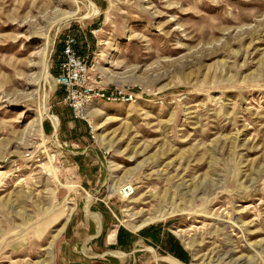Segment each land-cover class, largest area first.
<instances>
[{
	"label": "rangeland",
	"instance_id": "1",
	"mask_svg": "<svg viewBox=\"0 0 264 264\" xmlns=\"http://www.w3.org/2000/svg\"><path fill=\"white\" fill-rule=\"evenodd\" d=\"M66 35L93 89L77 115ZM84 215L116 261L126 234L134 264H264V0H0V264H71Z\"/></svg>",
	"mask_w": 264,
	"mask_h": 264
},
{
	"label": "crops",
	"instance_id": "2",
	"mask_svg": "<svg viewBox=\"0 0 264 264\" xmlns=\"http://www.w3.org/2000/svg\"><path fill=\"white\" fill-rule=\"evenodd\" d=\"M94 217L90 215H84L81 218L74 217L72 219V224L68 225V233H71V235L67 242L61 244L60 249L67 254L70 253L71 264H134L140 256L137 255L139 250L136 249L135 242H131L130 245L127 244V242L133 238L126 234H124V236L122 235L121 240L126 241V243H124V251L127 252V255L130 257L126 258L124 262L114 260L115 255L112 254V249L116 244V236H114V240H112V233H110L109 236L103 235L104 230H102L100 226L99 216L95 215ZM145 236L146 235L143 234L141 237L142 242L146 240L147 237ZM168 258L174 259L172 257H162L161 261L163 262L160 264H171ZM176 264L182 263L178 261Z\"/></svg>",
	"mask_w": 264,
	"mask_h": 264
},
{
	"label": "built area",
	"instance_id": "3",
	"mask_svg": "<svg viewBox=\"0 0 264 264\" xmlns=\"http://www.w3.org/2000/svg\"><path fill=\"white\" fill-rule=\"evenodd\" d=\"M77 45L78 42L74 36H65L60 52L61 60L58 63V74L55 77L56 83L65 93L64 102H68V107H71L76 115L77 111L81 109L78 99L82 96L87 98L93 93V89L87 84L89 79L88 62L86 58L78 54ZM97 96L106 101L112 100L111 96L105 94H97ZM131 99L132 96H129V100ZM72 146L77 148V145L72 144Z\"/></svg>",
	"mask_w": 264,
	"mask_h": 264
},
{
	"label": "bare ground",
	"instance_id": "4",
	"mask_svg": "<svg viewBox=\"0 0 264 264\" xmlns=\"http://www.w3.org/2000/svg\"><path fill=\"white\" fill-rule=\"evenodd\" d=\"M70 15H72V14H70ZM67 17V16H66ZM70 17V16H69ZM43 56H45V54H43ZM42 56V57H43ZM43 60V59H42ZM42 63H43V61H42ZM94 112H92V111H90V112H85L84 110L83 111H81V114H82V116L84 117V118H89L90 117V115L91 114H93ZM40 121V120H39ZM98 129V128H97ZM121 188H123L122 186L119 188V192L121 193V195L124 197V198H128V200H129V198H130V196L131 195H133L134 194V190L131 188V187H128V186H125L123 189H121ZM124 190V191H123ZM128 191H129V193H128ZM131 191V192H130ZM116 192V191H115ZM125 194V195H124ZM131 200V199H130ZM129 202H131L132 203V201H129ZM169 205H171V203H169ZM172 206H169V208H168V211H172V213H173V209L171 208ZM132 210H133V208H129V209H126V210H124V212H128V213H130V214H128L127 216L131 219V221L132 222H137L138 221V219H140V216H138V213H133L132 212ZM162 211V210H161ZM161 211H157L151 218H146V219H143L141 222H140V224L139 225H137V226H135L134 227V231H138V230H140V229H142V228H145V227H147L148 225H150V224H153V223H156V222H160V221H163L164 219H166V216L164 215V213L163 212H161ZM171 213V214H172ZM143 215V214H142ZM142 217V216H141ZM229 257H230V255H228ZM199 259H200V257H198ZM226 259H227V257H226ZM228 260V259H227ZM219 262H221L220 260H219ZM228 263H231V264H242V263H244V260H242V259H239L238 261H230L229 260V262Z\"/></svg>",
	"mask_w": 264,
	"mask_h": 264
},
{
	"label": "trees",
	"instance_id": "5",
	"mask_svg": "<svg viewBox=\"0 0 264 264\" xmlns=\"http://www.w3.org/2000/svg\"><path fill=\"white\" fill-rule=\"evenodd\" d=\"M176 247H178V246H176ZM175 247V248H176ZM177 249V248H176ZM170 253L175 257V258H177V259H179L180 261H184V257H182L181 255H179L178 253H177V251L176 250H170Z\"/></svg>",
	"mask_w": 264,
	"mask_h": 264
}]
</instances>
